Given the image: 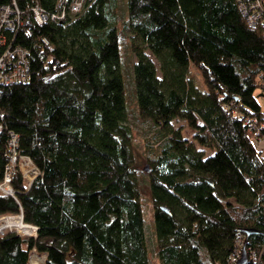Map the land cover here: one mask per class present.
<instances>
[{
	"label": "trees",
	"instance_id": "16d2710c",
	"mask_svg": "<svg viewBox=\"0 0 264 264\" xmlns=\"http://www.w3.org/2000/svg\"><path fill=\"white\" fill-rule=\"evenodd\" d=\"M58 1L15 0L23 21L7 39L28 50L29 78L0 85V183L11 134L37 174L25 179L17 160L0 215L22 212L38 234L1 235L0 264H29L34 248L43 264H151L123 31L140 116L166 133L145 144L158 264H225L240 235L264 264V157L248 126L264 122L263 26H249L237 0H125L121 24L118 0H89L61 22H33L34 6L54 12Z\"/></svg>",
	"mask_w": 264,
	"mask_h": 264
},
{
	"label": "built area",
	"instance_id": "2783aa9c",
	"mask_svg": "<svg viewBox=\"0 0 264 264\" xmlns=\"http://www.w3.org/2000/svg\"><path fill=\"white\" fill-rule=\"evenodd\" d=\"M89 0H59L58 7L54 12L44 11L40 6H34L31 12L33 22L43 25L50 21L53 23L61 22L66 19L67 13L77 14L80 12ZM237 4L243 17L249 26H263L264 28V0H237ZM23 14L17 6L15 0L10 3L1 4L0 6V85L5 86L15 83H26L29 78V60L28 50L21 48L19 45L8 43L9 34L17 32L22 25ZM262 28V27H261ZM249 132L253 136L255 146L259 149L264 157V122L256 123L251 120L248 123ZM2 126H0V130ZM17 137L11 134L9 146L12 148L10 163L8 164L4 175L3 182L0 183V192L14 196V192L10 187L13 167L19 161L18 167L23 173V177L27 179V173L22 168L21 162L32 164L28 158L15 153ZM24 165V164H23ZM33 166V165H32ZM34 168V167H33ZM37 174V171L34 175ZM31 180V179H30ZM15 233L20 237L27 236L31 238L37 237V227L25 223L22 212L19 214L0 215V237L4 233ZM234 246L236 247L227 258L225 264H238L241 259V253L244 251L247 260L245 264H261V256L246 245V239L240 235L236 238ZM29 264H43L45 257L36 255L35 248L30 253ZM38 261L34 263L33 261Z\"/></svg>",
	"mask_w": 264,
	"mask_h": 264
},
{
	"label": "rangeland",
	"instance_id": "374dc122",
	"mask_svg": "<svg viewBox=\"0 0 264 264\" xmlns=\"http://www.w3.org/2000/svg\"><path fill=\"white\" fill-rule=\"evenodd\" d=\"M118 7H117V18L119 23L121 24L127 18V7L125 0H118ZM129 31H123V38L121 41V53L123 55L122 60V73L123 77H125V88H126V124L130 126L132 131L134 132L133 137V145H132V152L134 153V164L137 172L139 173L138 185L140 186V196L142 201V206L144 207V218H145V228H146V238L148 239V250L150 251V261L151 264H158V260L156 259V250H155V239H154V222L152 217L153 206L151 204V195L149 192V185H148V173H149V166L146 163V152H145V144L146 140L151 138L154 142H160V139L163 135H166L165 131L160 130L151 120H145L140 116L139 109L137 107L136 98H135V87L133 84V65L136 62V56L133 55L131 51V47L129 44ZM149 54L148 51H146ZM152 58L155 65L157 62L155 59L149 54ZM189 76L191 80L198 85L199 89L205 90V86L202 83L201 74L197 72V70L190 65L189 67ZM157 75L161 76L159 73V65H157ZM255 97L260 103L262 113L264 114V91L256 90ZM173 128H181L184 132L188 133V129H186L184 121L174 120L172 122ZM22 163V168L27 173V180H30L35 172L37 171L33 168L32 164L27 165L28 162ZM24 164V165H23ZM147 167L148 172L144 171V168ZM36 252V251H35ZM39 257L43 256L37 254ZM34 263H38V261H33Z\"/></svg>",
	"mask_w": 264,
	"mask_h": 264
},
{
	"label": "water",
	"instance_id": "95a60500",
	"mask_svg": "<svg viewBox=\"0 0 264 264\" xmlns=\"http://www.w3.org/2000/svg\"><path fill=\"white\" fill-rule=\"evenodd\" d=\"M144 171H147L148 172L147 167L144 168ZM162 210H164L165 212H167V209L165 207H163ZM241 232H243L247 236H250L252 233H254V231H252V230L251 231H249V230H241ZM246 260H247V256H246L245 252L243 251L241 253V259L238 262V264H245L246 263Z\"/></svg>",
	"mask_w": 264,
	"mask_h": 264
}]
</instances>
